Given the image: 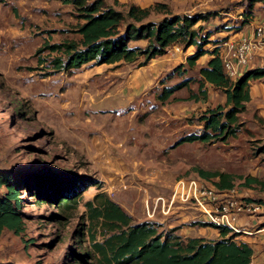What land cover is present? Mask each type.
I'll list each match as a JSON object with an SVG mask.
<instances>
[{"label": "rangeland", "instance_id": "obj_1", "mask_svg": "<svg viewBox=\"0 0 264 264\" xmlns=\"http://www.w3.org/2000/svg\"><path fill=\"white\" fill-rule=\"evenodd\" d=\"M242 1L232 0L226 8L231 14L240 13ZM76 21L71 5L61 0H0V171L12 173L20 185L35 186L32 189L39 192L53 182L62 180L64 186L69 181L65 186L69 190L62 193L68 195L64 199L68 205L41 200L32 189H21L24 230L19 234L2 230L0 264H98L92 255L89 233L94 229L85 203L93 200L96 204L95 196L101 192L119 203L132 222H155L162 238L171 233L183 238H218L210 226H198V221L207 222L208 217L192 203L175 199L168 208V200L177 179L197 176L195 166L235 175L248 173L247 165H230L235 157L242 158L241 147L232 146L240 141L239 134L214 143L171 146L181 133L204 129L199 116L209 104L203 101L198 112L184 117L179 99L186 90L175 91L164 102L156 98L160 86L154 93L147 88L138 96L124 90L136 61L109 65L91 60L57 70L52 61L56 52H49L45 45L77 38L72 31ZM166 76H159L157 83L177 81L176 76ZM238 116L236 132L251 128L264 132V117L261 120L255 111ZM159 144L169 148L159 152ZM156 171L164 180L156 177ZM56 187L50 191L53 196L59 192ZM4 191L0 186V194ZM158 196L165 199V205L157 201L149 215L146 206L151 210ZM175 211L194 217L182 222L180 232L167 226ZM237 218V225L253 226L264 222V213H239ZM97 231L96 239L101 241L103 235Z\"/></svg>", "mask_w": 264, "mask_h": 264}, {"label": "trees", "instance_id": "obj_2", "mask_svg": "<svg viewBox=\"0 0 264 264\" xmlns=\"http://www.w3.org/2000/svg\"><path fill=\"white\" fill-rule=\"evenodd\" d=\"M70 4L77 21L72 31L77 38H66L60 41L46 43L49 52H56L52 58L56 69L78 67L83 63L93 61L95 64L117 62L146 64L151 58L164 54L173 44L183 49L194 47V52L186 56L185 64L181 63L167 73V78L179 77L170 85H163L156 98L160 102L166 101L175 91L185 88L187 98L206 99L205 83L219 88L225 93V103L214 107H207L199 120L203 122L201 131L190 130L181 133L172 146L182 142L201 141L214 142L234 135L238 127V113L244 110L245 102L249 100V85L252 80L264 81V63L243 70L238 76L231 78L223 72L219 43L224 38L212 40L211 49L203 47L211 40L209 35L218 30L205 29L197 22L207 20L217 15L216 11H200L193 14H174L166 2L155 1L147 6H139L128 2L125 4L114 0L108 4L105 0H61ZM264 0H244L242 15L246 22L252 14L253 4ZM118 5L122 6L117 7ZM160 15V16H157ZM157 16V17H156ZM142 39L144 45H130V41ZM204 53L209 54L205 65H197V59ZM140 58V59H139ZM193 70V71H191ZM193 72L199 77H194ZM197 82V90L193 91L189 83ZM164 83V82H163ZM177 97H173L175 99ZM197 178L204 180L217 189L231 188L235 178H241V184H257L264 187V180L252 175H235L228 171L208 170L194 167ZM39 177V176H38ZM216 177L217 179H213ZM43 182V177H39ZM36 179V177L34 178ZM54 183V184H53ZM42 192L34 190L16 181L12 173L0 171V186L5 191L0 194V233L3 229L12 230L19 234L24 230V222L20 213L22 197L21 189L30 190L41 200L59 204L60 201L68 205V195L62 196L65 189L62 180L53 182ZM44 184V183H42ZM39 184V185H42ZM59 187L57 195H51L53 186ZM66 186V187H65ZM63 187V190H62ZM65 189V190H64ZM34 190V191H33ZM45 192H50L45 194ZM247 199L261 201L259 198ZM96 204L87 201L86 213L90 226L94 231L89 233L92 255L98 264H249L252 248L245 241H235L237 234L226 226H218L212 222L198 221L200 225L217 228L218 238L204 236L181 237L178 234H168L165 238L157 231L153 221L132 222L131 216L119 203L105 195L96 194ZM196 222V221H195ZM97 229H100L102 240L96 239ZM82 258L76 256V258ZM75 258V259H76ZM77 260V259H76Z\"/></svg>", "mask_w": 264, "mask_h": 264}, {"label": "crops", "instance_id": "obj_3", "mask_svg": "<svg viewBox=\"0 0 264 264\" xmlns=\"http://www.w3.org/2000/svg\"><path fill=\"white\" fill-rule=\"evenodd\" d=\"M121 1H130L132 3H135L141 7L147 6L152 4L155 1H164L166 2L172 13H178V14H193L200 11H216L217 15L210 16L207 20H199L197 24L201 23L204 25L205 29H213L215 26L219 25L218 30H214L208 37L209 40H211L209 43H207L203 49H211L214 46V43L212 40H217L221 38L226 39H235L240 36L244 35H251L252 34V27L255 23L258 21L264 20V3L261 1H257L253 4L252 7V14L249 17V20L246 22H242L245 20V17L242 15V11L238 13L239 11H235V14H231L232 10H228L226 8L228 2L232 0H121ZM179 2V3H177ZM145 41L142 39L138 40H132L130 41V45H144ZM194 52V47L189 46L186 49H183L178 44H173L168 47L167 51L159 56L151 58L146 64L143 65H134L129 70L128 76L129 78L125 79L126 85L125 89L126 91H135L138 96L139 93H143L146 91L147 88L150 93L155 92V88L164 85V83H157L159 76H165V74L172 72V69L176 67V65L184 63L186 61V56L190 53ZM209 58V54L204 53L197 59V65L202 66L206 64V61ZM118 63V62H117ZM264 63V47H261L259 50H257L253 56L252 61L248 64L247 68L252 66L261 65ZM111 65V63H108ZM129 64V63H128ZM194 77H199L198 74H193ZM179 77H177L178 80ZM172 84V83H171ZM190 88L196 92L197 85L194 83H189ZM206 91H207V97L206 99H191L187 98V94H184V96H181L179 101H181L183 104L181 107H183V114L182 116L186 117L189 116L192 113L198 112L196 108L198 106H202L203 101L209 104V107H214L218 104H224L225 103V93L221 91L219 88H215L213 85L209 83H205ZM155 89V90H154ZM153 90V91H152ZM186 89L182 88L178 90L179 92H184ZM177 92V91H176ZM174 92V93H176ZM175 95V94H173ZM251 110L255 111L257 116L264 117V81L263 80H252L250 81L249 85V100L245 102V108L243 111H241L239 114L250 112ZM181 116V115H180ZM242 116V115H241ZM262 120V118H260ZM185 124H188L187 120L183 119ZM182 121V122H183ZM241 121V120H240ZM242 122V121H241ZM239 129V128H238ZM235 135H238L239 142L233 143L232 145L234 148H240L241 152V159L234 158L235 161H232L230 165H234L235 168H238L239 165H247L248 173H237L245 175H252L255 177H258L259 179L264 180V132L261 131H254L251 129L247 131H239L234 132ZM230 137L234 138V135H230ZM257 140V141H255ZM260 140V141H258ZM253 141L257 144L255 147V150L251 149V146L254 147L252 144ZM193 143L200 144L201 141H191ZM191 142H182L178 144L179 146H184L186 143ZM214 143V142H213ZM172 146V145H171ZM166 148H169V146L165 147L163 144H159V148L157 149L159 152H163ZM229 150L231 151V154L234 155V150L230 147ZM249 165H256V166H249ZM219 170V169H217ZM229 172V171H228ZM161 172L156 171V177L159 178V180H164L163 177L160 174ZM213 179H217L216 177H213ZM239 183L236 184V181L234 180V186L231 188H235L240 196L244 197H252V198H260L261 201H259L262 204V208L259 212L255 213L256 215H260L264 213V187H261L257 184H241L243 179L239 178ZM158 186V185H157ZM158 187L161 188L159 185ZM227 189V188H223ZM229 189V188H228ZM165 201V199H164ZM148 202V201H147ZM148 205V203H147ZM165 203H162V207H164ZM170 206H168L169 208ZM174 212V211H173ZM171 211V214L173 213ZM194 218L192 215H187V212L185 211H178L174 216L169 219L168 227L174 228L177 232L182 231V228L184 226L182 225V222L186 219ZM196 220V219H195ZM240 221H243V219H240ZM259 224H255L253 226H249L248 224H240L243 227L247 228V232L237 233L233 239L235 241H245L247 242L250 247L252 248V255L250 258L249 264H264V247L262 248V244L264 243V229L261 231H256L258 228H260L262 225H264V222L258 221ZM199 224V223H198ZM199 227H208L209 225H198ZM191 227V226H190ZM211 230H214V234L219 237V233L217 228L211 227ZM180 234V233H179Z\"/></svg>", "mask_w": 264, "mask_h": 264}, {"label": "built area", "instance_id": "obj_4", "mask_svg": "<svg viewBox=\"0 0 264 264\" xmlns=\"http://www.w3.org/2000/svg\"><path fill=\"white\" fill-rule=\"evenodd\" d=\"M219 47L223 72L231 78L238 76L252 61L255 52L264 47V20L253 25L250 36L244 35L235 39H224L219 43ZM116 198L120 200V197ZM175 199L185 204L192 203L194 207L208 217L207 221L218 226H226L230 231L237 233L248 231L246 227L237 225L238 214H255L262 208L259 201L240 196L235 188L217 189L210 183L196 177L179 178L175 181L168 206ZM159 200L164 204V198L158 196L151 210L146 206L149 215L154 213V208H156ZM262 229H264V225L256 231Z\"/></svg>", "mask_w": 264, "mask_h": 264}]
</instances>
